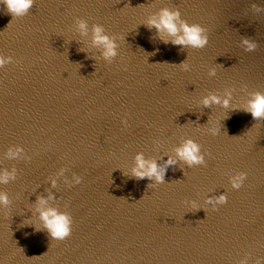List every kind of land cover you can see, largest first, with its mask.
<instances>
[{
    "label": "water",
    "instance_id": "obj_1",
    "mask_svg": "<svg viewBox=\"0 0 264 264\" xmlns=\"http://www.w3.org/2000/svg\"><path fill=\"white\" fill-rule=\"evenodd\" d=\"M257 97L264 0H0V264H264Z\"/></svg>",
    "mask_w": 264,
    "mask_h": 264
},
{
    "label": "clouds",
    "instance_id": "obj_2",
    "mask_svg": "<svg viewBox=\"0 0 264 264\" xmlns=\"http://www.w3.org/2000/svg\"><path fill=\"white\" fill-rule=\"evenodd\" d=\"M8 8L10 11L21 13L25 11L31 3V0H6ZM153 23H156L153 21ZM157 27H164L167 28L168 31L172 34H175L177 31V28L175 24L173 23V14H170L168 12H165L162 16L160 22L157 24ZM99 31V30H98ZM199 29L194 27H186L185 28V36L180 37L176 42L177 43H183L185 40L188 42H191L194 45H202L204 41H202L198 36ZM98 39L103 40L104 38L98 37ZM112 48L109 46V51L106 54H111ZM215 99V98H213ZM208 103V101H206ZM252 114L254 117H260L264 115V97H257V99L252 103L251 108ZM196 151V147L194 144H188L184 147V149L180 152V154L183 157H186L189 160H195L196 156L194 155ZM144 167V162L141 160L140 162V168ZM151 176L152 174H156L157 179H162V176L157 172V167L155 164H152V166L148 169L147 173L145 172H137V175L143 177L144 175ZM54 215V219L48 220V225L53 230V234L62 237L68 232L67 228V220L62 215ZM45 218H48V214H45Z\"/></svg>",
    "mask_w": 264,
    "mask_h": 264
}]
</instances>
